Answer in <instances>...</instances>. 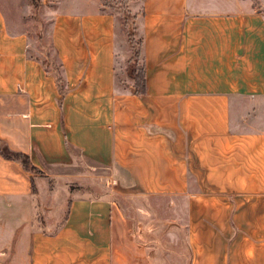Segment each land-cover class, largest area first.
Returning <instances> with one entry per match:
<instances>
[{
  "label": "crops",
  "instance_id": "crops-1",
  "mask_svg": "<svg viewBox=\"0 0 264 264\" xmlns=\"http://www.w3.org/2000/svg\"><path fill=\"white\" fill-rule=\"evenodd\" d=\"M134 1L144 93L117 91L101 0L56 9L50 55L0 1V264H161L111 196L54 189L79 159L163 198L186 264H264V3Z\"/></svg>",
  "mask_w": 264,
  "mask_h": 264
},
{
  "label": "rangeland",
  "instance_id": "rangeland-1",
  "mask_svg": "<svg viewBox=\"0 0 264 264\" xmlns=\"http://www.w3.org/2000/svg\"><path fill=\"white\" fill-rule=\"evenodd\" d=\"M6 18L13 31H26L29 34L33 53L51 54L48 34L54 13L63 3L69 0H0ZM115 16L117 31L116 87L117 91L134 88L131 76L139 67V34L135 30L136 9L139 1L101 0ZM255 3L264 0H254ZM63 174L61 180L53 181L54 189L71 188L70 196L109 195L120 206L123 216L131 221L135 228H141L151 244L153 255L161 264H186V251L183 246V233L176 231L175 223L181 220L171 218L165 210L166 201L160 197L151 199L129 197L120 191L111 178L110 170L79 159L74 164L59 169ZM32 173H37L33 171ZM51 183V182H50ZM54 198V194H52ZM44 199V198H43ZM60 207H64L66 198L58 197ZM64 203V204H63ZM48 206V204H46ZM151 205L152 210H149ZM41 205H39L40 207ZM62 207V209H63ZM146 207V208H145ZM42 211V210H41ZM41 211L39 213L41 214ZM152 211V212H151ZM53 221V222H52ZM49 223H54L50 220Z\"/></svg>",
  "mask_w": 264,
  "mask_h": 264
},
{
  "label": "trees",
  "instance_id": "trees-1",
  "mask_svg": "<svg viewBox=\"0 0 264 264\" xmlns=\"http://www.w3.org/2000/svg\"><path fill=\"white\" fill-rule=\"evenodd\" d=\"M139 45H140V39H139ZM138 56H139V67L137 68V72L134 73V75L131 76L132 81L134 82V88H135V92L137 93H144L145 92V80H144V73H143V66L141 64V58H140V52L138 51ZM9 158H13L16 160H19L22 164V166L30 171H36L37 170L31 166V164L29 163V160L27 158V156L22 155V154H8L6 155Z\"/></svg>",
  "mask_w": 264,
  "mask_h": 264
}]
</instances>
